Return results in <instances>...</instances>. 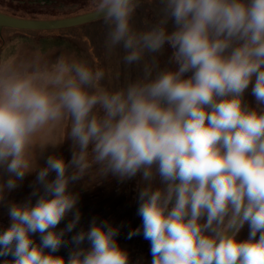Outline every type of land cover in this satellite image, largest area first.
<instances>
[{
    "label": "clouds",
    "instance_id": "9594fccd",
    "mask_svg": "<svg viewBox=\"0 0 264 264\" xmlns=\"http://www.w3.org/2000/svg\"><path fill=\"white\" fill-rule=\"evenodd\" d=\"M139 2L91 0L107 50L122 48L127 65L144 62L124 88H105L102 68L64 56L0 61V169L9 177L0 203L33 171L43 186L34 205H7V264H129L107 221L73 236L67 261L53 254L80 221L77 209L56 231L78 203L69 187L93 166L121 182L139 177L142 225L128 238L142 231L151 264H264V0H159L161 17L144 30L132 25ZM165 46L171 67L160 69L154 57ZM64 120L71 159L33 167L38 133Z\"/></svg>",
    "mask_w": 264,
    "mask_h": 264
},
{
    "label": "rangeland",
    "instance_id": "374dc122",
    "mask_svg": "<svg viewBox=\"0 0 264 264\" xmlns=\"http://www.w3.org/2000/svg\"><path fill=\"white\" fill-rule=\"evenodd\" d=\"M51 1L53 6L46 8L45 4L36 3L34 0H0V12L16 14L17 18L29 19L32 16L37 17L46 13L54 14L55 8L57 11H68L79 15L95 11L91 0ZM57 3L64 7L58 8ZM160 17L161 5L159 0H140L139 7L132 18V25L137 30H144L157 23ZM106 35L107 28L102 19L73 28L53 31L3 28L0 29V61L6 58L28 60L35 59L37 56L42 62L48 63H54L60 56L82 60L93 69L102 68L105 71V78L101 81L102 86L109 90H118L142 76L144 62L133 65L125 64L123 60L125 52L122 48L113 49L111 52L107 50ZM170 56L171 49L167 46L161 53L155 55L154 58L160 69L171 67L168 63ZM151 59H153L151 56L145 57V60ZM245 99L250 104L254 103L250 89L246 93ZM63 127L66 129L62 136ZM69 131L70 121L68 120L48 125L45 133L41 136V140L36 137L30 150L33 167L36 166V163L38 169L45 167L46 160L51 155L63 157L65 162L69 161L72 156V141L67 139ZM36 175V171L26 174L24 179L18 182L17 188L5 192L4 202L0 203V232L7 229L11 223L8 203L21 204L30 199L34 205L39 196L43 194V186L37 182ZM55 175V172H51L49 180L54 179ZM8 178V174L0 169V182L6 181ZM69 191L78 196V203L76 209L60 222L56 231L66 228L77 209L80 212V221L71 232H65V243L57 252L53 253L54 255L62 256L67 261L76 247L72 242V237L81 230L87 231L94 220L97 224L107 221L119 229L116 241L128 253L129 264H151L150 242L143 238L142 231L141 234L128 238L130 231L140 228L142 225V219L137 214L139 177L121 182L116 177H103L99 171V166H93L82 180L70 185ZM33 192H36V195H33ZM248 235L249 228L246 224L239 232L238 238L247 239ZM32 238L35 243H40L39 233L33 234ZM89 246L87 240L80 245L83 248ZM45 251L48 252L49 250L46 249ZM11 259V256H0V264H7L5 261Z\"/></svg>",
    "mask_w": 264,
    "mask_h": 264
},
{
    "label": "water",
    "instance_id": "95a60500",
    "mask_svg": "<svg viewBox=\"0 0 264 264\" xmlns=\"http://www.w3.org/2000/svg\"><path fill=\"white\" fill-rule=\"evenodd\" d=\"M97 20H100V18L99 14L95 13V11L71 18L57 20L23 19L0 12V29L9 28L26 31H53L73 28Z\"/></svg>",
    "mask_w": 264,
    "mask_h": 264
},
{
    "label": "trees",
    "instance_id": "16d2710c",
    "mask_svg": "<svg viewBox=\"0 0 264 264\" xmlns=\"http://www.w3.org/2000/svg\"><path fill=\"white\" fill-rule=\"evenodd\" d=\"M36 3H40V4H45L46 8L52 7L53 6V2L51 0H34ZM50 5V6H49ZM57 7L58 8H62L64 6H60L59 3H57ZM69 11H73V10H69ZM10 14L12 16H17L16 14H11V13H7ZM64 14V15H62ZM66 14V15H65ZM79 14L77 13H69L68 11L66 12H61V11H57V9L55 8V13L54 14H50V13H46L37 17H30L29 19H44V20H53V19H60V18H69V17H73V16H77Z\"/></svg>",
    "mask_w": 264,
    "mask_h": 264
},
{
    "label": "flooded vegetation",
    "instance_id": "af4514ba",
    "mask_svg": "<svg viewBox=\"0 0 264 264\" xmlns=\"http://www.w3.org/2000/svg\"><path fill=\"white\" fill-rule=\"evenodd\" d=\"M63 125V124H62ZM64 126V125H63ZM48 128V126H46L44 129H42L41 130V133L40 134H38L37 135V138H39L40 140H41V136L45 133V130ZM65 127H63V130H62V132H63V134H62V136L65 134Z\"/></svg>",
    "mask_w": 264,
    "mask_h": 264
},
{
    "label": "crops",
    "instance_id": "0c3cea01",
    "mask_svg": "<svg viewBox=\"0 0 264 264\" xmlns=\"http://www.w3.org/2000/svg\"><path fill=\"white\" fill-rule=\"evenodd\" d=\"M69 18H71V17H69Z\"/></svg>",
    "mask_w": 264,
    "mask_h": 264
}]
</instances>
